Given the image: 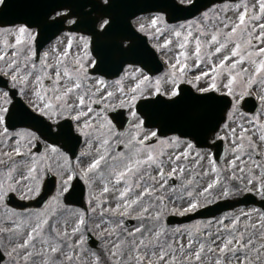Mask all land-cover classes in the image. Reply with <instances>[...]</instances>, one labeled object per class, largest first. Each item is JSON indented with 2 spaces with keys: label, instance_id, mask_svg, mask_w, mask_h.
Returning a JSON list of instances; mask_svg holds the SVG:
<instances>
[{
  "label": "rangeland",
  "instance_id": "obj_1",
  "mask_svg": "<svg viewBox=\"0 0 264 264\" xmlns=\"http://www.w3.org/2000/svg\"><path fill=\"white\" fill-rule=\"evenodd\" d=\"M261 2L262 0H240L214 5L204 11L208 12L207 18L202 17L204 13L202 12L191 20L170 24L185 25V30H182L180 37L174 36L171 32H165V35L158 40L152 38L153 30L150 24L151 18L156 13L138 17L139 22L144 23L146 29L144 34L148 36L153 47L157 44L162 45L166 39L172 41L167 49L155 47L165 63V69L161 74L152 77L163 76L168 72L170 63L174 62V57L180 52L188 54L189 67L196 62L194 38H188L186 48H179V44L185 42L184 37L189 27L194 37H199L201 40V59L204 60L201 64L202 70H207L211 64H219L223 56L230 55L236 44L241 45L244 62L232 70L233 75L239 74L234 88L237 95L246 91L248 94L244 97L253 96L259 103V107L254 113L244 112L241 109V100L244 97L240 99L237 110L231 106L228 119L218 134L226 141L225 158L222 163L218 164L209 150H200L195 147L188 149L184 143L176 145L170 140L171 137L164 139L163 141H167L165 143L144 146L143 151H138L140 146L133 144L132 141L137 142L149 131H144L142 128L138 135L133 117L128 127L122 131H118L112 122L109 124L110 120L105 119L107 115L102 106L104 103H107L109 108L119 106L121 100L127 99L118 91L119 87H123L127 92L135 83L125 72L120 77L108 81L88 73L96 79L102 78L105 84H97L96 79L84 80L86 87L74 90L66 98L68 104L75 103L79 108L77 97L87 93L85 104L80 110L87 112L88 115L79 123L73 122L77 128L87 120L91 127L84 129L86 135L78 132L83 137V143L74 161L62 150L51 152L52 146L48 144H43L42 152H33L34 144L30 147L26 139L21 137L8 139L0 136V185L6 189L9 184L12 186L6 195L9 192H15L20 198H34L45 178L47 166L58 180L55 193L41 209L14 210L5 205L6 195L0 200V248L6 256L1 264H171L173 258H175V264H182V262L189 264L188 257H191L190 264H214L217 259L232 260V253L224 256L219 253V247L222 246V241L233 239L239 232H245L244 243L251 236L254 247L241 248L235 240L230 247L240 249L236 254L241 259L247 253L250 262L264 264V261L256 259L257 250L261 256H264V248H261V244H264V211L259 207L241 206L214 218L186 224L167 225L165 223V217L168 214L181 215V213L190 212L184 211L190 203L198 202L201 207L219 199L237 198L246 192H252L263 198L260 188L261 183L264 182V140L261 139L264 137V101H261L260 96L264 95V70L256 71L264 58L258 54V49L264 47V42L256 39L264 35L259 30V25L264 24V13L260 10ZM245 12L247 13L245 24L236 34L227 36L231 28L239 23V14ZM225 23L229 25L227 28L224 27ZM4 29L13 30L14 28ZM217 32H219L218 39L220 42H226L227 48L220 54L210 56L209 53L214 52L218 45L209 47L208 41L211 35ZM60 39H65V35ZM248 39L252 40L250 45L247 43ZM14 44L15 36L0 32V55L6 53L5 59L0 61V72L4 75L9 74L11 77L8 61L16 56L20 65L21 78L31 73L25 93H22L28 104L30 100H36L34 91H39L41 95L51 98L53 95L62 94L64 88L76 78L72 63L81 50L75 44L71 49L73 61L65 60L59 69L63 75L64 68H67L73 76L71 79L64 77L59 85L56 84L55 68L43 71L40 63L29 62L25 56L17 55V50L11 47ZM24 46L26 47V44ZM53 48L63 51L64 45L57 44L56 41L45 49L49 53L46 58L52 61L50 65L57 62V55L52 51ZM248 53L257 54L249 56ZM232 63V60L228 61L218 77L221 91H224L222 85L227 82L229 67ZM25 64H28L27 69L24 67ZM32 64H35V68L31 67ZM244 69H247V72H244ZM198 74L199 71L188 72L185 80H192ZM44 75L49 76L53 81L43 79ZM36 76L42 77L41 85L36 82ZM121 77L124 78L122 84H117L116 81ZM210 82L211 77H208L200 81V86H207ZM15 87L20 91L23 85L17 83ZM56 87L60 88V92L53 93L52 89ZM97 89L100 91L97 92ZM107 92H114L115 95L108 98ZM94 101L101 105L94 106ZM89 108L92 109L91 112H88ZM127 110L128 115L131 116L129 109ZM72 114L75 115V112ZM67 116L68 113L65 112L60 118ZM56 120L57 118L53 117L52 122ZM20 130L25 129L16 131ZM233 130H235V136ZM17 140H19L18 145ZM123 142L126 143V147L117 151L116 145ZM16 147L20 148L23 155L16 154L14 151ZM147 154L153 155L155 160L137 165L136 161H145ZM100 156H104V160L98 167L85 174L88 166ZM177 157L180 158L177 159ZM128 167H132L133 171L128 172ZM161 171L163 176L160 175ZM121 172H124L123 177H120ZM70 175L80 176L86 184V209L64 202L65 181H68ZM169 178H173L175 182L170 183ZM71 180L68 181L67 189ZM209 185L212 187L209 188ZM129 187L131 191L122 196L121 193ZM104 188H108V192H104ZM225 192L228 195H224ZM137 197L140 198L137 204L132 205L131 208L124 207ZM117 205H120L118 210ZM157 213H162L159 219H155ZM81 215L84 217L83 225L79 224ZM127 218L132 219L129 226L126 225ZM234 223L235 228H233ZM37 225H39L38 228ZM77 227L79 231L74 232ZM34 228L37 229L36 232L32 231ZM137 228L143 230L136 232ZM89 232L98 241L94 247L87 243L86 238ZM29 235L34 237L29 246L13 252V248L25 243ZM190 241L192 242L191 250L188 249ZM200 244H203L205 249L201 254V261L197 262L192 252L198 251ZM181 245L184 246L183 249ZM52 248H59L60 251L54 253ZM209 248H214L216 251L209 252ZM29 252L33 255L27 260L23 259ZM164 253L167 255L164 260H160L159 257ZM68 257L71 259L69 260ZM232 264H235V261H232Z\"/></svg>",
  "mask_w": 264,
  "mask_h": 264
},
{
  "label": "snow or ice",
  "instance_id": "obj_2",
  "mask_svg": "<svg viewBox=\"0 0 264 264\" xmlns=\"http://www.w3.org/2000/svg\"><path fill=\"white\" fill-rule=\"evenodd\" d=\"M92 5V10L87 12H81L77 9V6L67 3H45L43 0H19L18 4L13 3V0H0V15L6 12L8 9L13 6H18L21 8H29V7H43L46 8L47 11L44 13L43 19L28 17L25 18L24 21L20 24L14 25L13 30H7L0 28V32H5L15 36V44L11 47L13 50L16 49L17 46L21 44H26V59H30L33 56H36L37 53L35 51V45L37 41V37L40 35V30H42L46 25L53 26L58 31L63 30L65 26L69 28H73L76 30L75 33L68 32L65 34V39L57 40V44H63L64 48L61 51L59 48H53L52 51L57 55V62L53 65H46L47 69H56V84L59 85L61 80L64 77L72 78L73 73L69 72L67 68H64L63 75L61 74L60 66L63 62L71 55V49L73 44H75L81 51L77 53L74 57V71H75V79L72 80V83L66 86L59 95H53L51 98L47 96H43L39 91H34L33 94L36 96V100H30L27 106L21 105L19 109H17L16 105L13 104V101L9 95V92L3 91L0 89V136L7 137L8 139H13L14 137H21L26 139L31 147L34 143L39 145L41 144L40 136L37 135L35 131L31 130H20L13 133L9 132V121L16 120L17 118L23 120H39L41 117L46 121H53V117H56L57 120L54 123L59 126V118L64 116V113L67 112V119L76 121L79 123L83 117L88 115L87 112H84L80 109L83 108L85 104V93L84 95H79L77 97L79 108L75 103L68 104L66 102V98L73 93L74 90H80L86 85L83 83L84 80L96 79L88 75L89 69L100 70V66L105 63V54L102 48L100 47L101 40L105 38H109L114 41L116 50L123 54L129 55L132 53L133 49L136 47V42L139 39L137 33H145V25L142 22H139V18L136 20L133 17L136 16V11H143L146 7L141 4L138 5L135 10L129 11L128 16L124 19V24L126 27V33L122 34L120 30L121 17L119 12L116 10L121 5L117 3V0H100L99 6L91 0L89 2ZM195 0H170V2L164 3H156L150 5V7H155L158 9L156 14L151 18L150 24L152 26L153 35L152 38L158 40L159 37L164 36L165 32H171L176 37H180L182 35V30H185V25H170L168 23L169 19H172L173 10H187L188 7H194ZM81 7H87V4L82 5ZM64 9V10H61ZM260 10L264 13V0H262L260 5ZM167 13V15H165ZM247 13H241L238 16L239 23L231 28V32L227 33V36L231 37L233 34H236L238 29L245 24ZM203 18L208 17V12L202 13ZM259 19V18H257ZM138 24V26H137ZM229 25L227 23L224 24V27L227 28ZM255 28V26H253ZM259 30L262 34H264V24L259 25ZM80 32H87L90 35H80ZM250 35V34H249ZM192 37L195 39V50L194 57L195 63L189 67L188 64V54L186 52H180L178 55L174 57V62L170 63L169 71L166 72L163 76L152 77L145 73L144 68L134 67L133 64L124 61L120 70L124 71L129 79L135 81L134 86L130 87L127 92L123 87H119L118 91L127 97L126 100L120 101V107L129 109V114L136 121V129L138 131L142 129L145 123L156 124L157 128H162L164 126L165 119H170L171 117H162L160 120H156L152 113L149 111H144L143 113H138L136 109L137 102L141 99H144L147 103L153 105H166L168 107L174 106L179 103L182 99V89L181 84L187 82L188 84H193L195 90L200 95L196 97L197 100L203 101H212L214 98L206 96L204 94L210 92L220 93L221 96L232 97L233 99L230 101L231 106L234 110L238 109V104L240 99H242L248 93L246 91L240 92L238 95L234 88L236 81L238 79V75H233L232 70L237 67V65L242 64L244 62V57L241 54V45L236 44L234 49L231 51L230 55H225L220 60L219 64H211L208 66L207 70L201 69V64L204 63V60L201 59V40L199 37H194L193 32L190 30V27L187 29V35L184 37V43L179 44L180 49L186 48V44L188 38ZM219 32L211 35L210 41H208L209 47L213 45H218L215 47L214 52L209 53L210 56L220 54L224 49L227 48L226 42H220L218 39ZM256 39L264 42V35L256 37ZM7 45V41L5 42ZM172 41L166 39L162 45L157 44L154 47H158L161 49H167L169 45H171ZM247 43L250 45L252 43L251 39H248ZM93 52H95V56H93ZM257 53H248L249 56L255 55ZM258 54L260 56H264V47L258 49ZM18 55V54H17ZM45 56H48L49 53L45 52ZM6 57V53L0 55V61L4 60ZM183 57V59L181 58ZM235 57H240L239 59H234ZM232 60L233 63L229 67L228 71V79L227 82L222 85L224 91H221V84L218 82V77L221 74V71L225 68L228 61ZM125 65H127L125 67ZM26 69L28 68V64L24 66ZM32 68H35V64L31 65ZM264 70V62L259 64V67L256 69L257 72ZM8 71L12 73L11 80L13 82V87L20 83L23 87L20 88L21 93H25V89L27 88L29 82V76L31 73H27L21 78L19 75L20 65L19 61L14 56L12 59L8 61ZM191 71H199L198 75H195L192 80H185V77L188 72ZM247 72V69L243 70ZM211 77V82L207 84V86H200V81L205 80L206 78ZM123 77L120 80H117V84H122ZM42 77L36 76V82L40 83ZM96 83L100 85H104L105 81L102 78L96 79ZM151 85V87H149ZM53 93L60 92V88L56 87L52 89ZM100 89H97V92ZM114 92H107L108 97L114 96ZM159 97H166V99H159ZM261 101H264V95L260 96ZM55 101V103H54ZM92 109L89 108L88 112H91ZM75 112V115L72 113ZM107 119V118H105ZM179 119L182 120L186 125L190 128H196L199 125L205 123L208 119V114L202 111L197 107H192L183 113L180 114ZM111 124V121H108ZM48 130L51 132L53 130V123H48L46 125ZM91 125L87 120L84 121L83 125L77 127L75 130L77 132L87 134L84 132V129L90 128ZM65 130L60 127L59 130L55 133L56 135H60ZM69 133L73 131L72 126L70 125L67 129ZM214 133V129L212 130ZM43 135V133H41ZM158 135V131H149L144 134L143 139H138V144L140 148L138 151L144 150L145 141L150 137H156ZM182 135H188L187 132L182 133ZM233 135L235 136V130H233ZM47 139V137H45ZM264 140V137H261ZM170 140L179 145L181 143L186 144L188 149H192L194 145L190 140L182 141L180 136H173ZM167 141H161V143H165ZM17 145L19 144V140H17ZM107 143V141H105ZM17 155H23L21 153L20 148L16 147L14 149ZM51 152H58L59 149L55 146L50 148ZM186 155V153H185ZM104 156H100L98 160L90 164L86 170V173L91 172L93 169L98 167L100 162L104 160ZM180 157H177L179 159ZM155 157L151 154H147V158L145 161H136V164L140 163H149L153 162ZM234 164V162H233ZM235 166V165H234ZM128 172H132L133 168L128 167ZM175 171V170H173ZM160 175L163 176V172H160ZM124 176V172L120 173V177ZM74 176H69L68 181L73 179ZM68 181H65L64 191H67ZM219 181H217L218 183ZM212 185H209L211 188ZM11 184L8 185L7 189L0 185V200L4 198L6 192L11 190ZM131 191V188H126L124 192L121 193L122 196L126 195ZM207 191V189H205ZM104 192H108V188H104ZM261 195H264V182L261 183L260 188ZM224 195H228L227 192ZM139 197L133 199L129 204L124 205L125 208H131L132 205H135L139 202ZM120 205H117V210ZM199 207V203H190L189 207L184 209L185 212L193 211ZM147 211V209H144ZM183 214V213H181ZM162 213H157L155 219H159ZM47 223V221H45ZM238 223V221L236 222ZM79 224H84V217L81 215L79 219ZM236 224H233V228H235ZM39 225H37V228ZM36 228L32 231L36 232ZM142 228H137L136 232H141ZM79 231V228H75L74 232ZM67 235V233H65ZM111 235V233H109ZM130 235H132L130 233ZM211 235V234H210ZM245 232H239L238 236H234L233 239H228L222 241V246L219 247V253L226 256L227 253H232V260H221L217 259L214 261V264H232V261H235V264H255V261L249 260L247 253H245L244 258L241 259L236 253L240 250L239 248L230 247L233 244V240L236 241L237 244L241 246V248L248 249L250 246L254 247L253 240L251 236H249L246 243H244ZM34 239L32 235L27 237L25 243L20 244L17 248H13V252H16L18 249H26L30 242ZM215 243V241H212ZM81 243H83V239H81ZM143 243V241H141ZM183 249V245L180 246ZM261 248H264V244H261ZM188 249H192V242L190 241L188 244ZM205 246L203 244L199 245L198 251H193L192 255H194L195 260L197 262L201 261V254L204 252ZM59 248H52V252H59ZM209 252H215L216 249L209 248ZM33 253L29 252L23 259H29ZM167 253H164L159 257L160 260H164V257ZM70 260L71 257H68ZM189 260V264L191 261V257L187 258ZM257 260L264 261V256H261L259 250H257ZM171 264H175V258H173ZM183 264V262H182Z\"/></svg>",
  "mask_w": 264,
  "mask_h": 264
},
{
  "label": "water",
  "instance_id": "obj_3",
  "mask_svg": "<svg viewBox=\"0 0 264 264\" xmlns=\"http://www.w3.org/2000/svg\"><path fill=\"white\" fill-rule=\"evenodd\" d=\"M225 0H195V6L194 7H188L187 10H173L172 12V19H169L170 22H175L179 20H185L191 17H194L198 13H200L202 10L210 7L211 5L222 2ZM45 3H67L77 6V9L81 12H87L91 11V9H86L87 7H81L82 5L87 4V6H92L89 2L91 0H43ZM96 4H98L97 0H94ZM164 2H170V0H117V3L121 5L118 9H116L119 12V15L121 17V24H120V30L122 34L126 33V27L124 24V19L128 16L129 11L135 10V8L138 5H145L143 11H136V15L141 13H147L151 11H158L155 7H150L152 4L156 3H164ZM14 5L19 3V0H13ZM47 11L46 8L43 7H29V8H21L18 6H13L12 8L8 9L6 12H4L2 15H0V26L9 25V24H15L19 22H23L25 18L32 17V18H38L42 19L44 16V13ZM167 15V13H165ZM47 27V25H46ZM45 28L41 30V32L44 31ZM73 29V28H72ZM139 39L136 42V47L133 49L132 53L129 55H123L119 53L116 50L115 43L113 40L109 38H105L101 40L100 47L104 51L105 54V63L100 66V70L94 69L93 71H98L102 74H105L107 76H115L118 75L120 71V66L124 61H127L128 63H140L143 65L147 70L151 73H157L161 70L162 66L159 61H157L155 55L147 50V48L144 46V43L146 42L143 36L137 34ZM140 41V42H139ZM95 54V52H93ZM1 84H5V81L0 82ZM200 94H193L191 93H183L182 91V99L179 101L178 104L168 107L166 105H153L150 103H147L145 100L140 101L137 104V110L140 113H143L144 111H149L152 113L153 117L156 120H160L162 117H171L170 119H165L164 126L162 128H159V133L161 135H168L171 133H178L182 135V133L187 132L188 135H182V136H188L192 137L195 142L198 145H207L208 144V133H210L213 129L216 131L221 123L225 120V113L227 109L230 107V99L227 96H221L216 95L213 92L204 94L209 97H213L214 99L212 101H203V100H197L196 97ZM159 99H165L163 97H159ZM19 98L15 99L14 105L16 107H20L21 103L19 101ZM197 107L208 114V119L205 123L199 125L196 128H190L188 125H186L182 120L179 119V116L184 111L192 108ZM253 106L250 105L249 109L252 111ZM18 122L19 124H15V122ZM18 125H29L35 129L40 127V124L38 122H28L27 120H23L20 118H17L16 120L9 121L10 127H16ZM148 127H157L156 124L152 123H145ZM65 129V128H64ZM67 130V129H66ZM68 131L63 132V137L67 141ZM71 143V149L73 155H75L76 148L73 143V139H70ZM66 146V144H64ZM220 157V156H219ZM50 182L47 184V187L43 189L42 193L36 200H31L29 202H25L22 200H19L12 195L8 196L7 203L11 205H15L16 207H19L20 209L26 208V207H40L43 206L46 202L47 197L51 193V190L53 189L52 183L54 180L52 177L49 178ZM51 186V187H50ZM75 188H79L81 192L78 193L77 196H74V190ZM83 195L84 190L82 185H75L73 192L70 194V197L72 198V201L74 203H77L79 205H83ZM69 197V195H68ZM75 200H74V199ZM231 202V203H230ZM259 204L264 208V200H257L256 197L252 194H246L244 197L240 198L237 202L233 201H227L222 203H217L215 205L206 207L204 209H201L197 211L195 214L184 216V217H175L171 216L168 218V220L173 222H183L191 219L192 217L196 216H202L205 215V213H219L223 209L227 208L230 204V207L239 205V204ZM4 259V254L0 250V262Z\"/></svg>",
  "mask_w": 264,
  "mask_h": 264
},
{
  "label": "flooded vegetation",
  "instance_id": "obj_4",
  "mask_svg": "<svg viewBox=\"0 0 264 264\" xmlns=\"http://www.w3.org/2000/svg\"><path fill=\"white\" fill-rule=\"evenodd\" d=\"M11 28H14V27H11ZM48 35H54L55 33H56V28L54 27V28H50V29H48L47 30V32H46ZM66 33H68V32H65V33H63V35H65ZM73 33H75V32H73ZM57 34V33H56ZM79 34V33H78ZM80 35H83V34H80ZM60 37H61V35H59L58 37H56L53 41H51V43L50 44H53L54 42H56L58 39H60ZM26 49H24L23 51H24V53H25V56L27 55V52L25 51ZM41 55H42V53H41ZM70 56V55H69ZM31 58H33L34 60H35V58H36V56H33V57H31ZM68 59V58H67ZM66 59V60H67ZM69 60V59H68ZM47 61H49V63H52V61H50V59H47V58H45V56L44 55H42V56H40L39 57V61H38V63H40L41 64V68L43 69V71H45L47 68L45 67L46 65H48V63H47ZM42 69H41V71H42ZM43 79H45V75L43 76ZM48 79L50 80V78L48 77ZM45 85V84H44ZM43 89V88H42ZM8 92V91H7ZM109 98V97H108ZM60 120H62L61 118L59 119V121ZM52 122V121H51ZM53 123V129L54 130H56V127H55V125H56V123H54V122H52ZM147 131H149V130H147ZM155 131V130H154ZM118 134V133H117ZM116 134V135H117ZM164 139H158L157 137H154V141H155V143H153V144H149V145H147L146 143H145V145L144 146H152V145H154V144H158L159 142H161V141H163ZM125 142H127V141H125ZM133 142V144H135V145H138V146H140L139 144H138V142H136V141H132ZM146 142V141H145ZM128 146H130V145H128ZM126 147V143H118L117 145H116V147H115V149L117 150V151H120V150H123L124 148Z\"/></svg>",
  "mask_w": 264,
  "mask_h": 264
}]
</instances>
